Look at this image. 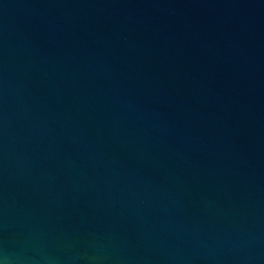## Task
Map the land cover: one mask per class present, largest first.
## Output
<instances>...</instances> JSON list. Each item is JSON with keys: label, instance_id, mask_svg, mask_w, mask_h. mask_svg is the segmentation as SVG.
<instances>
[{"label": "water", "instance_id": "water-1", "mask_svg": "<svg viewBox=\"0 0 264 264\" xmlns=\"http://www.w3.org/2000/svg\"><path fill=\"white\" fill-rule=\"evenodd\" d=\"M0 264H264V0H0Z\"/></svg>", "mask_w": 264, "mask_h": 264}]
</instances>
